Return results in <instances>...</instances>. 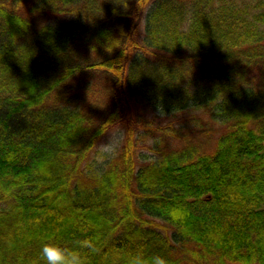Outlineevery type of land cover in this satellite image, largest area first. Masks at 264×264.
<instances>
[{
  "label": "trees",
  "instance_id": "obj_1",
  "mask_svg": "<svg viewBox=\"0 0 264 264\" xmlns=\"http://www.w3.org/2000/svg\"><path fill=\"white\" fill-rule=\"evenodd\" d=\"M79 241L85 264H264V0H0V264Z\"/></svg>",
  "mask_w": 264,
  "mask_h": 264
},
{
  "label": "clouds",
  "instance_id": "obj_2",
  "mask_svg": "<svg viewBox=\"0 0 264 264\" xmlns=\"http://www.w3.org/2000/svg\"><path fill=\"white\" fill-rule=\"evenodd\" d=\"M118 123L105 121L100 125L99 134L107 135L106 143L98 144L99 159L114 154L119 146L121 133L111 128L105 129V125L114 126ZM86 241H79L74 247H65L56 243H44L41 246L40 255L44 264H85L81 249L89 248ZM126 264H169L166 258L160 255L145 256L143 252L129 254Z\"/></svg>",
  "mask_w": 264,
  "mask_h": 264
},
{
  "label": "rangeland",
  "instance_id": "obj_3",
  "mask_svg": "<svg viewBox=\"0 0 264 264\" xmlns=\"http://www.w3.org/2000/svg\"><path fill=\"white\" fill-rule=\"evenodd\" d=\"M101 80V78L99 76H95L92 80L93 81H99ZM91 80V81H92ZM156 111L151 110L150 108L146 109V116L148 119L151 120V123H153V126L157 127V125H161L162 126V122L166 123V119L164 116H160L161 114H157ZM180 118H184V115L182 114ZM188 121L186 122L184 129H188V131L186 133H188V137L192 138L194 141H197L202 149H210L212 148L214 142H215V138L218 135V132L220 131V128L215 124H212L207 118H202V119H197V118H190L187 119ZM182 122V121H181ZM183 123V122H182ZM177 125L179 126V120L177 119ZM203 125V126H202ZM208 125H213V126H208ZM113 131L119 130V132L121 133L120 136V140H119V145L122 139V131L120 127H115L113 129H111ZM190 131V132H189ZM181 136V135H179ZM179 139V138H178ZM108 140L107 135H104L97 143V145L93 148V151L90 154L91 160L96 161V163H101V161L99 159V153H98V144L101 143H106ZM149 140L151 141V139L149 138ZM168 142L171 141L170 139H166ZM177 140V139H176ZM141 143V142H140ZM139 143V144H140ZM140 154L144 153V152H148L150 153L149 150L145 149L144 147L140 146Z\"/></svg>",
  "mask_w": 264,
  "mask_h": 264
}]
</instances>
